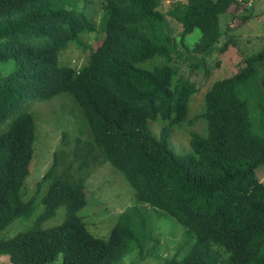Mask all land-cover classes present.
I'll return each instance as SVG.
<instances>
[{
    "label": "trees",
    "instance_id": "1",
    "mask_svg": "<svg viewBox=\"0 0 264 264\" xmlns=\"http://www.w3.org/2000/svg\"><path fill=\"white\" fill-rule=\"evenodd\" d=\"M242 1L0 0V232L43 206L29 230L0 240V257L10 264H52L59 254L61 264H264V184L257 178L264 168V44L246 56L251 40L239 45L232 33L253 18ZM221 15L236 24L218 46ZM167 18L180 33L172 36ZM178 48L195 55L184 74L173 64ZM233 48L236 62L227 59ZM155 59L150 69L140 67ZM222 65L234 73L218 76L204 112L189 121L203 119L207 135L192 133L191 153L175 152L172 128L190 114L196 76L207 82ZM249 88L256 104L247 100ZM64 94L89 131L72 140L62 134L34 196L23 201L36 140L30 111ZM158 117L164 125L155 136L148 122ZM104 163L141 204L120 214L107 240L92 236L80 215L87 180ZM62 206L64 222L42 229ZM158 213L183 229L167 258Z\"/></svg>",
    "mask_w": 264,
    "mask_h": 264
},
{
    "label": "rangeland",
    "instance_id": "2",
    "mask_svg": "<svg viewBox=\"0 0 264 264\" xmlns=\"http://www.w3.org/2000/svg\"><path fill=\"white\" fill-rule=\"evenodd\" d=\"M246 3L245 7L249 10L252 8L253 18L244 23L243 26L237 28L232 33L235 34L239 45L245 40H251L245 50H242L246 56L257 53L258 41L264 44V0H247L242 1ZM168 3V2H167ZM164 10L168 8V4L164 5ZM241 14L242 11H239ZM238 15V13H237ZM220 28L222 31V40L218 44L221 46L226 40L225 30L227 28L235 27V18L229 15H221ZM166 26L171 32L172 36L180 33L179 25L172 19L167 18ZM237 48L231 49L228 52L227 59L231 62L238 60ZM176 59L173 64L179 67L183 72L189 65L188 59L195 55L189 53L185 49H176ZM88 53L83 54L79 58V64L83 63V59ZM199 59V57H196ZM155 60L147 61L140 65L141 68L150 69ZM85 64V61H84ZM234 73L231 67L221 66L220 70H214L208 77L207 82H203L201 76H196L195 82L198 89L191 96L189 103L190 114L186 122L179 127L172 128L170 145L172 149L179 154L191 153L189 146V138L192 133L201 136L207 135L206 122L203 119L196 120L194 123H189L195 116H199L204 112V97L206 92L211 88L213 82L220 77L228 76ZM264 77V72L261 73ZM176 77V75H175ZM244 93H252L247 97L251 103L256 104L255 93L249 88L245 89ZM241 98H244L242 96ZM36 123V140L33 147V158L30 166V176L26 181L25 187L22 190L23 201L30 200L36 189L37 182L41 179L43 174L48 169L52 154L60 147L62 141V134L66 133L68 140L74 139L76 136H83L87 134L88 126L85 125L83 115L80 108L75 104L72 97L69 95H59L48 101L36 104L30 111ZM254 118V117H253ZM149 128L153 135L157 136L164 123L158 117L156 120L148 122ZM87 130H86V129ZM258 131V130H257ZM259 132V131H258ZM91 177L87 180V201L88 207L81 211L80 215L83 222L86 224L88 232L100 239L107 240L112 231L113 226L117 222L121 213L133 205H141L133 198V191L127 185L125 177L111 168L107 163L98 164L94 168ZM257 178L264 184V168L257 170ZM46 192V186L42 188L41 195ZM38 197V199H39ZM145 207V206H144ZM43 206L38 202L33 213L28 217L17 218L9 226L0 232V240L10 239L18 233L29 230L35 223L37 217L41 214ZM152 214V212H150ZM161 218L159 221H154L155 225H160V231L163 232L164 238L161 239L160 255L162 258L171 257L174 254L175 247L181 239L183 229H178L179 225L174 222L169 216L159 214ZM65 220V208L59 207L56 214L46 220L42 229H52L60 226ZM62 254L52 262V264H61ZM160 260H152L144 264H161ZM0 264H10L7 256L0 257Z\"/></svg>",
    "mask_w": 264,
    "mask_h": 264
},
{
    "label": "clouds",
    "instance_id": "3",
    "mask_svg": "<svg viewBox=\"0 0 264 264\" xmlns=\"http://www.w3.org/2000/svg\"><path fill=\"white\" fill-rule=\"evenodd\" d=\"M238 1H241V0H238Z\"/></svg>",
    "mask_w": 264,
    "mask_h": 264
}]
</instances>
